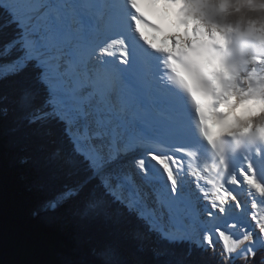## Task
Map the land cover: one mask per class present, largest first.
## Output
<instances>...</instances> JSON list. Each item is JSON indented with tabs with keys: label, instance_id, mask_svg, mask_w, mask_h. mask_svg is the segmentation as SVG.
Here are the masks:
<instances>
[{
	"label": "snow or ice",
	"instance_id": "1",
	"mask_svg": "<svg viewBox=\"0 0 264 264\" xmlns=\"http://www.w3.org/2000/svg\"><path fill=\"white\" fill-rule=\"evenodd\" d=\"M228 7L0 0V125L20 135L22 163L60 182L33 214L105 225L63 264H264V111L235 116L261 98L264 55L238 66ZM172 8L191 9L204 39H180Z\"/></svg>",
	"mask_w": 264,
	"mask_h": 264
},
{
	"label": "trees",
	"instance_id": "2",
	"mask_svg": "<svg viewBox=\"0 0 264 264\" xmlns=\"http://www.w3.org/2000/svg\"><path fill=\"white\" fill-rule=\"evenodd\" d=\"M264 6V0H250ZM26 154L19 134L0 125V262L2 264H63L103 237V221L81 222L67 212L55 217L34 215L38 203L53 195L60 182L45 179Z\"/></svg>",
	"mask_w": 264,
	"mask_h": 264
},
{
	"label": "bare ground",
	"instance_id": "3",
	"mask_svg": "<svg viewBox=\"0 0 264 264\" xmlns=\"http://www.w3.org/2000/svg\"><path fill=\"white\" fill-rule=\"evenodd\" d=\"M242 1L244 2V0ZM177 2L179 3V0H177ZM179 9L182 15L184 16V18L194 25L192 29H188L185 31L184 36L178 35L180 39L182 40L186 39L190 43L198 39H204L203 36L204 29L200 25L192 22L193 16L191 9H185V8H179ZM224 20L227 23L234 24L240 27L243 30V34L241 36H246L248 39L249 46L240 52V59L238 63L239 67L246 66L245 61L248 59L249 53L251 52L264 55V43H262L264 42V34L257 29L255 23H254L255 26L252 23H248V22L244 23L242 21V18L238 19L237 21H234L232 18L229 17V15H227V13L224 16ZM157 23H160V21H157ZM213 34H217L215 29H213ZM156 40L158 41V36ZM252 94L253 95L258 94L261 98L242 110L239 109L241 107H244L248 101L237 102V107L235 109V116L240 121H245L251 117L258 116L260 112L264 111V87L254 90ZM232 100L234 101L237 100L235 94H233ZM259 123L261 125H264V118H262L259 121ZM240 195H241V199H247L246 191H242ZM258 211H264V209H259Z\"/></svg>",
	"mask_w": 264,
	"mask_h": 264
},
{
	"label": "rangeland",
	"instance_id": "4",
	"mask_svg": "<svg viewBox=\"0 0 264 264\" xmlns=\"http://www.w3.org/2000/svg\"><path fill=\"white\" fill-rule=\"evenodd\" d=\"M229 7L227 8V15L234 21L242 18V21L254 23L257 29L264 34V6L253 5L250 0H227ZM255 26V25H254ZM260 26V27H259Z\"/></svg>",
	"mask_w": 264,
	"mask_h": 264
}]
</instances>
